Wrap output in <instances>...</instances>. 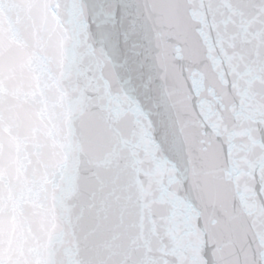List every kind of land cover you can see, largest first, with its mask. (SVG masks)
Here are the masks:
<instances>
[{
	"label": "water",
	"instance_id": "water-1",
	"mask_svg": "<svg viewBox=\"0 0 264 264\" xmlns=\"http://www.w3.org/2000/svg\"><path fill=\"white\" fill-rule=\"evenodd\" d=\"M162 3L166 5L165 64L171 88L166 84L168 77L158 73L130 74L122 69L124 57L115 59L99 43L87 19L84 31L88 43L77 54L71 81L65 79L69 65L66 47L59 71L48 63L26 71L21 58L28 48L29 29L47 6L38 0H0V33L6 28L9 41L6 74L0 64V129L6 131L9 163L17 180L16 188L9 187L8 207L0 199V240L7 235V264H22L13 257L26 255L27 237L34 235L37 211L47 199L42 176L53 163L50 147L56 133L41 134L38 129L33 133L32 115L41 108L46 113L41 119L54 130L71 127L75 121L90 156L113 155V149L128 143L143 162L135 168L124 165L114 169L91 185L89 192L98 195L108 209L105 227L113 237L92 264H243L252 250L264 253L258 246L264 237V187L257 183L251 195L237 179L240 173L264 176V9L260 0ZM199 14L213 21L206 34L198 31ZM218 15L223 17L219 30L215 27ZM57 20L62 23L59 17ZM208 43L213 57L234 50L243 77L237 84L226 71L227 108L219 97V102L213 101L216 119L223 122L220 131L199 104L202 90L213 99V81L193 75L205 62ZM151 55L149 52V59ZM129 75L132 85L128 84ZM113 86L117 99L101 116L93 105L100 93ZM189 108L192 124L182 118ZM158 111L182 146L178 160L170 158L162 143ZM197 157L202 160L204 178L200 187L190 178L191 163ZM175 168L180 169V182L169 188V170ZM149 186L151 192L146 191ZM161 193L163 203H154L151 212L142 210ZM50 225L55 235L59 216L54 202ZM32 254L37 256L34 264H46L36 250ZM0 264H6L5 260L0 259ZM23 264L32 262L24 260Z\"/></svg>",
	"mask_w": 264,
	"mask_h": 264
},
{
	"label": "clouds",
	"instance_id": "clouds-1",
	"mask_svg": "<svg viewBox=\"0 0 264 264\" xmlns=\"http://www.w3.org/2000/svg\"><path fill=\"white\" fill-rule=\"evenodd\" d=\"M38 2L46 5L47 11L39 14L35 24L29 29L28 48L23 53L22 63L26 66V71L39 69L45 63L51 64L54 70L59 71L58 65L66 47L69 53V65L65 79L71 81L77 66V54L88 43L84 31L88 14L86 7L88 0H72L71 4L67 0H38ZM137 3L150 25L154 24L157 28L162 29L168 27L166 21L162 19L165 16V12L160 7L162 0H137ZM259 6L264 9V0H260ZM247 11L251 13L253 10L248 9ZM57 17L62 23L58 22ZM209 17H211V13H209ZM197 23L199 24L198 31L204 34L213 28V21L205 19L203 14H199ZM222 25L223 17L216 16V29L219 30ZM8 45L7 29L5 28L3 33H0V64L3 65L2 71L5 74L8 70ZM207 47L205 62L193 70V75L198 80L211 78L213 81L215 87V92L212 93L213 99L209 98V93L202 90L199 104L201 110L211 118L212 126L220 131L223 122L218 121L215 116L216 102H219L216 97L223 100L222 107L226 109V71L231 72L237 84L243 77L239 71V65L236 63L237 57L234 50L231 54L225 52L221 57H213L211 44L208 43ZM163 77H168L166 84L171 88V77L168 73ZM41 78L43 82V76ZM116 99L114 86L111 89H105L98 95L93 109L103 116L110 111ZM214 100L216 102H213ZM42 114L46 115L43 108L33 112V133L37 129L41 134L51 135L52 131L56 133V139L52 142L53 146L50 147L53 163L42 176L44 186H46L47 199L44 208L37 211L34 235L27 237L26 255L13 257V260L19 259L22 264L24 260H28L34 264L37 256L32 254V250H36L39 253L38 258L44 260L46 264H92L94 257L106 243L113 241V237L105 227V222L109 217L108 209L99 200L98 195L91 194L89 189L99 176L124 165L135 168L137 164L143 162L138 159V152L128 143H123L113 149V155L90 156L87 143L81 136L75 121L71 127L63 125L54 130L41 119ZM182 118L189 124L193 123L190 108L183 111ZM0 140L3 141V158L0 159V199L4 201L5 207H8L9 187L11 185L12 188H16L17 180L9 163L10 143L6 131L3 129H0ZM191 169L190 178L197 187H200L204 178L202 160L199 157L192 161ZM169 176L171 177L169 188H172L180 182V169H170ZM237 179L249 188L251 195L255 194L257 183L264 187V176H261L259 172L255 174L240 173ZM20 183L22 184L23 181ZM146 191L151 192V186ZM165 191L169 196L172 195L171 191ZM18 195L19 192H17ZM164 200L165 196L161 193L158 200L144 205L142 210L151 212L154 203H163ZM53 202L59 216V226L55 235H53L50 225V209ZM45 220H49V223H45ZM7 228L8 225L5 223L6 233ZM7 239L8 237L5 235L3 240H0V259H4L6 264L8 259ZM258 246L261 251H264V237L258 240Z\"/></svg>",
	"mask_w": 264,
	"mask_h": 264
},
{
	"label": "snow or ice",
	"instance_id": "snow-or-ice-1",
	"mask_svg": "<svg viewBox=\"0 0 264 264\" xmlns=\"http://www.w3.org/2000/svg\"><path fill=\"white\" fill-rule=\"evenodd\" d=\"M86 7L89 30L95 28L99 43L104 45L115 59L124 57L120 64L122 69L130 74L168 73L165 64L168 55L167 41L164 39L166 29L150 25L136 0H88ZM160 7L165 12L162 19L166 21V5L161 3ZM149 52L152 54L150 59ZM128 84L132 85L131 75ZM158 115L161 117L162 143L167 146L170 158L178 160L182 156V146L177 144L170 134L162 112L158 111ZM247 247L250 249L251 244ZM262 260L264 253L258 254L252 250L250 257L246 256L243 260V264H261Z\"/></svg>",
	"mask_w": 264,
	"mask_h": 264
}]
</instances>
